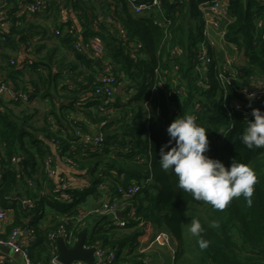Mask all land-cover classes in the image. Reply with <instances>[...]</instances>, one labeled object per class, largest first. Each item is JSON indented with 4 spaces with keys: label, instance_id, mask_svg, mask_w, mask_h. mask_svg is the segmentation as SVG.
<instances>
[{
    "label": "trees",
    "instance_id": "trees-1",
    "mask_svg": "<svg viewBox=\"0 0 264 264\" xmlns=\"http://www.w3.org/2000/svg\"><path fill=\"white\" fill-rule=\"evenodd\" d=\"M147 1L150 0L136 3ZM205 1L209 0H161V12L142 15L133 12L130 0H52L49 9L30 14H53L62 7L72 8L83 31L78 33L70 19L58 22L54 35L75 55V61L63 68L34 59L22 67L12 61L1 67L8 77L2 82H8L14 91L24 92L28 98L26 102H9L31 105L37 99L57 97L63 99L62 107L67 110L86 98L85 108L102 105L98 113H87L91 124L98 126L94 135H103L100 145L94 146L77 136L75 129L91 134L90 128L78 121L57 133L49 131L48 123L38 127L33 118L35 111L27 113L24 109L17 114L0 96V203L4 205L6 195L17 192L18 180L24 175L34 179L51 156L49 147L37 135L43 130L60 154L66 155L75 168L86 170L89 179L84 188H59L52 196L37 195L38 203L31 209L35 217L30 227L34 240L28 247L33 264H46L57 255L56 240L50 236L65 224V218L60 222L53 218L50 226L41 227L36 219L46 207L64 217L77 214L89 195H97L102 182L112 194L117 193L119 185L145 182L121 209L124 226L117 225L113 216H98L87 239L90 246L115 250L113 264H142L145 255L136 252V247L151 228L166 230L176 239L174 264H264V148L249 149L241 141L247 119L254 117L245 110L232 109L229 100H224L217 71L220 59L214 49H210L212 59L205 73L200 75L196 70L204 25L200 4ZM3 7L0 4V11L5 10ZM228 9L233 20L227 26L225 40L245 60L232 61L226 71H237L235 83L227 89V97L232 98L237 95L238 85L264 90V0H228ZM8 16L10 28H0V47L18 50L35 34L45 33L32 23L21 29L17 19ZM94 37L104 43L102 65L91 56L92 49L86 52L81 45V38L86 45ZM35 47L38 51L39 46ZM25 69L30 75L33 73L30 84L25 81ZM108 73L124 84L126 92L136 93L126 102L119 96L97 95L99 77ZM247 103L251 109L264 111V92L261 99H246ZM108 109L118 111L121 117L114 118ZM187 113L197 115V122L208 128V155L226 165L234 159L254 170L257 180L250 206L243 196L234 198L224 209L197 201L178 187V177L171 170L161 168L160 147L170 139L167 128L177 116ZM71 141L79 142L74 150ZM17 156H21L20 168L15 167ZM63 193L68 200L61 199ZM193 218L201 222L199 236L188 233ZM83 220L72 219L67 228L77 231ZM19 224L18 216L12 228L20 227ZM200 238L208 241L206 248L199 247Z\"/></svg>",
    "mask_w": 264,
    "mask_h": 264
},
{
    "label": "crops",
    "instance_id": "crops-1",
    "mask_svg": "<svg viewBox=\"0 0 264 264\" xmlns=\"http://www.w3.org/2000/svg\"><path fill=\"white\" fill-rule=\"evenodd\" d=\"M22 2H25V0H10L9 2L7 0H0V4L4 6L3 8L5 9L0 11L1 28L5 31L9 30L10 25L8 22V15L11 14L13 18L17 19V24H19L21 29L32 23L45 30V33L43 32L41 34H35L28 43H22L18 50L8 47L6 48L4 46L0 47V83L2 81H6V78H8L6 70L1 67H5L11 61L17 66L22 67L27 61L34 59L45 64L49 63L53 66V68H56L57 66H61L63 68L67 63L75 61L74 52L60 43L59 39L54 35V32L57 28L58 22L70 19L76 25L78 33L81 34L83 30L82 25L79 22L77 12L72 8L62 7L60 8V11H57L53 14L41 13L37 16H33L24 11ZM142 15H147V13H143ZM101 20H103L102 15ZM232 20V16L222 17L220 27L211 30L210 40L213 44L214 50L217 53V56L221 61L230 60L231 62L233 61L243 63L245 60H242V56L238 53L237 48L225 40L227 26ZM80 41L86 52H89L88 49L95 51V47L104 52V43L99 37L89 39V42L86 45H84L82 38ZM37 45L39 46L38 51L37 47H35ZM91 56L96 58V61L99 58L94 54H91ZM25 70L27 71V73L25 72V81L30 84V76L33 75V73L31 72L30 75L28 72L29 70ZM254 78L259 80V78L256 76ZM135 93V90L126 92L124 89V84L121 83L116 86L114 97L119 96L122 102H126L129 100L131 95H134ZM87 102V99L83 98L82 103L75 106L74 109L66 110L62 107L63 99H58L57 97H53L52 99H37L32 102L31 105L22 104L20 106L10 103L9 99L4 98V104L7 103V105L17 114H20L24 109L27 110V113H33L35 111L36 113H34L33 118L35 124L38 127H46L48 123L49 131L51 130L52 132L57 133V131H59L60 128L62 129V127L65 125L70 124L72 127L74 126L73 121H78L81 125L90 128L91 134L94 135L98 132V126L95 127L93 124H91V116L88 115L87 111H93L96 114L101 110L102 105L85 108L84 105H86ZM1 104L2 103L0 101V109L2 108ZM108 110L112 116H115L114 118H120L122 115L114 109ZM49 113H52L54 116L49 115ZM37 135L43 139L45 144L50 149L49 152L51 156L48 157L52 158V164L49 169L53 168L55 174L54 176L49 174L46 163H43L34 179H27L23 174L24 177L18 180L17 192L6 195V202L4 204L7 210V217L3 227L4 233H9L11 231L13 224L16 222L19 216V226L22 229V232L18 236L17 240L22 244L32 243L26 230L29 227H32L31 222L35 217L31 213V209L35 208L34 206L38 203V194L41 196H52L53 192H56L59 188H84L89 185V179L87 178L86 170L74 168L69 165L66 155L62 156L60 154L58 146L46 136L45 130L37 133ZM78 143V141H71V150L76 149L79 145ZM20 160L21 156H17V158L14 160L16 168H20ZM2 175L3 171L0 166V186L2 183ZM107 190L109 191L108 186ZM105 191L99 190L98 188L97 195H89L81 207H79V210H89L99 205L105 199ZM65 195L66 194L63 193L61 197L62 200L66 199V197H64ZM66 200H68V198ZM22 209L26 210L22 212ZM53 218L60 222L65 217L63 214H58L50 206H47L43 214L38 217L36 221L41 227L46 228L53 223ZM83 219L84 220L81 224V228L83 229L84 227H88L89 237L98 219V216L87 215ZM152 230V228L149 229L148 233L142 237L139 246L136 247V252L143 250L142 253L145 255V259L150 260L152 264H174L175 253L177 251L176 239L171 235L169 243L163 244L159 239L155 238L156 236L153 237L154 232H152ZM155 230H157V228H155ZM105 251L107 252L108 249ZM10 261H12L14 264H25V260L21 254L12 248L0 246V264H7Z\"/></svg>",
    "mask_w": 264,
    "mask_h": 264
},
{
    "label": "built area",
    "instance_id": "built-area-1",
    "mask_svg": "<svg viewBox=\"0 0 264 264\" xmlns=\"http://www.w3.org/2000/svg\"><path fill=\"white\" fill-rule=\"evenodd\" d=\"M52 0H31L29 2L24 3L23 9L28 14H34L37 11L49 9L51 6ZM132 10L136 14H143V13H149L152 14L158 13L162 11V5L161 0H150L144 3H136V0H130ZM200 10L202 12L203 16V37L198 47V53H197V59L198 64L196 66L197 72L201 75L205 73L208 64L211 62L212 56L210 54V49L213 48V44L210 40V33L212 29H217L221 25V18L224 16H231L230 11L228 9V0H209L205 1L200 4ZM65 23L66 20H63ZM1 28V23H0ZM56 33H59L57 30ZM120 33L125 36V32L123 29L120 30ZM263 38H264V25H263ZM94 55L96 57H99L102 59L103 52L98 49L97 47L94 48ZM133 57L136 56V53L133 51L132 53ZM103 61V60H102ZM108 63V62H106ZM231 64L230 60L227 61H219L218 64V78L220 80L221 84V90L224 91V100L230 102V106L232 109L243 111L245 110L247 114H252L251 105L248 103L245 104V100H256L261 99L264 90H255L250 89L247 85H238L235 88V92L237 93L236 96L229 98L227 97V89L228 85L235 83L237 71L235 72H229V74H226V71L228 70L229 66ZM111 68L108 67L106 71H108ZM121 84L118 79L113 74H103L99 77V85L97 86L95 93L97 95L103 96L104 98H111L115 93V88L117 85ZM206 85V83H204ZM0 96L7 99H21L23 101H27V95L24 92H17L14 91L13 88L10 86L8 82H1L0 83ZM245 98V99H242ZM197 118V115H195ZM77 136L82 137L84 141L91 142L94 146L100 145L103 135H92V134H85L84 132L80 131L79 129H75ZM67 162L69 165L74 167L72 162L67 159ZM52 164V158L48 157L46 160V165L49 170V174L51 176H54L55 171L54 169H49ZM75 168V167H74ZM145 185V182L142 183H132L129 185H119L117 188V193L112 194V192L107 190V184L104 182L100 183L98 185L99 190L105 191V199L97 206H95L92 209L89 210H78L77 214H71L67 215L65 217V224H62L54 233L51 234V238L53 240H57L59 236H62L68 246H72L78 236V233L82 230L80 227L77 231H74L73 229H68L67 225H69V222L72 219H77L79 221H82L83 218H85L87 215H94V216H102V215H110L113 216L116 219V223L119 226H124L125 222L122 221V217H118L116 215L117 212L121 211L123 206L126 204L125 202L134 197L136 194L139 193V191L143 188ZM81 207V206H80ZM80 209V208H79ZM7 217V210L6 207L0 203V246H5L12 248L16 252L22 255V257L25 260V264H33L29 258V252L28 247L30 243L28 244H22L17 240L18 236L22 232V229L20 227H13L9 233H4L3 227L6 221ZM30 236L31 242L34 240V236L32 233L31 228L29 227L26 230ZM171 235L166 230H159V234L155 237L160 240L163 244H168L170 241ZM142 239V238H141ZM140 239V240H141ZM141 242V241H140ZM139 242V244H140ZM138 244V246H139ZM86 247H91L86 243ZM98 247L96 251V256L98 260L93 264H113L114 259L116 257V251L115 250H108L107 252L103 250L101 247ZM143 250H140L139 253H142ZM58 252L55 257H53L48 263L46 264H63L61 263L58 258ZM7 264H14L12 261H10ZM71 264H90L86 261H74ZM142 264H152L150 260L144 259Z\"/></svg>",
    "mask_w": 264,
    "mask_h": 264
},
{
    "label": "clouds",
    "instance_id": "clouds-1",
    "mask_svg": "<svg viewBox=\"0 0 264 264\" xmlns=\"http://www.w3.org/2000/svg\"><path fill=\"white\" fill-rule=\"evenodd\" d=\"M254 119H247V126L241 136L249 148H264V111L252 109ZM170 139L160 147V166L171 170L178 177V187L190 193L197 201L210 203L217 209H224L234 198L244 197L252 204V195L257 177L246 163L232 160L226 165L219 158L207 154L209 148L208 128L197 122L191 113L177 116L168 126ZM189 231L199 236L201 222L193 218ZM200 248H206L208 241L200 238Z\"/></svg>",
    "mask_w": 264,
    "mask_h": 264
},
{
    "label": "water",
    "instance_id": "water-1",
    "mask_svg": "<svg viewBox=\"0 0 264 264\" xmlns=\"http://www.w3.org/2000/svg\"><path fill=\"white\" fill-rule=\"evenodd\" d=\"M97 63L103 64L102 59L98 58ZM118 217L123 216V212L116 213ZM88 239V227H84L77 236L75 243L72 246H68L62 236H59L56 240L58 260L63 264H71L74 261H86L90 264L95 263L98 258L96 251L98 247L91 246L86 247Z\"/></svg>",
    "mask_w": 264,
    "mask_h": 264
},
{
    "label": "rangeland",
    "instance_id": "rangeland-1",
    "mask_svg": "<svg viewBox=\"0 0 264 264\" xmlns=\"http://www.w3.org/2000/svg\"><path fill=\"white\" fill-rule=\"evenodd\" d=\"M153 232H154L153 237L157 236V235L159 234V230H158V228H157V230L154 229ZM189 232H190V231H188V233H189ZM147 233H148V231H147ZM147 233H146V234H147ZM146 234H145V235H146ZM145 235H144V236H145Z\"/></svg>",
    "mask_w": 264,
    "mask_h": 264
}]
</instances>
